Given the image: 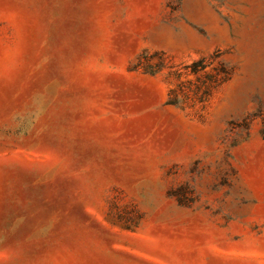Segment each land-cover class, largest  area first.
Instances as JSON below:
<instances>
[{
	"label": "rangeland",
	"instance_id": "1",
	"mask_svg": "<svg viewBox=\"0 0 264 264\" xmlns=\"http://www.w3.org/2000/svg\"><path fill=\"white\" fill-rule=\"evenodd\" d=\"M0 264H264V0H0Z\"/></svg>",
	"mask_w": 264,
	"mask_h": 264
},
{
	"label": "trees",
	"instance_id": "2",
	"mask_svg": "<svg viewBox=\"0 0 264 264\" xmlns=\"http://www.w3.org/2000/svg\"><path fill=\"white\" fill-rule=\"evenodd\" d=\"M163 56V51L150 53L145 49L137 57L134 68L142 69L152 75L157 74L166 66ZM219 56L220 53L215 52L209 59L201 58L186 65L187 74H193L196 78L182 81L171 88L167 103L180 107H185L188 104L192 106L196 103H206L213 92L222 83L229 80L232 74L231 68L223 60L217 61L211 70H207V67ZM154 57H158V61H153ZM174 74L177 77L181 75L180 72H174Z\"/></svg>",
	"mask_w": 264,
	"mask_h": 264
}]
</instances>
